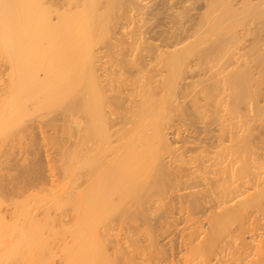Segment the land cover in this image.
<instances>
[{
	"label": "bare ground",
	"instance_id": "bare-ground-1",
	"mask_svg": "<svg viewBox=\"0 0 264 264\" xmlns=\"http://www.w3.org/2000/svg\"><path fill=\"white\" fill-rule=\"evenodd\" d=\"M58 253L264 264V0H0V264Z\"/></svg>",
	"mask_w": 264,
	"mask_h": 264
},
{
	"label": "rangeland",
	"instance_id": "rangeland-1",
	"mask_svg": "<svg viewBox=\"0 0 264 264\" xmlns=\"http://www.w3.org/2000/svg\"><path fill=\"white\" fill-rule=\"evenodd\" d=\"M186 135V134H185ZM190 136H192V137H194L195 135H190ZM192 137H189L188 139H187V141H193V139H192ZM179 138H181V136H179ZM200 138H203V136H200ZM187 146H189V145H187ZM56 166H59L58 164L56 165ZM56 172H59V171H55V173ZM11 173H14V172H11ZM54 173V174H55ZM60 173V172H59ZM59 173H56V174H58V176H59ZM15 174V173H14ZM46 175H49L48 173H46ZM57 175H55V180H56V177H58ZM58 178H60V177H58ZM54 179H52V180H54ZM61 179H62V177H61ZM60 179V187H61V184H62V187H63V182H62V180ZM49 180V179H48ZM51 180V179H50ZM66 180H68V179H66ZM66 180H65V182H66ZM62 182V183H61ZM68 182V181H67ZM65 186V185H64ZM192 192H197V189L195 190V191H192ZM187 193H190V191H187V192H184V191H182L181 193H179L180 195H182V194H187ZM23 199L24 198H20V200H19V202L21 201H23ZM16 201V200H15ZM17 201H18V199H17ZM4 202V201H3ZM35 204V203H34ZM33 205V204H32ZM7 206H9V203L7 202V203H3V205L1 206V209L2 210H4V208H5V210H7V211H9L10 209L9 208H7L6 209V207ZM33 206H35V205H33ZM10 207L12 208V206L10 205ZM36 208V207H35ZM37 209H39V208H37ZM43 209H44V207H43ZM67 209V208H66ZM41 211H43L42 209H40ZM38 211V212H41V211ZM68 211H69V208L67 209ZM67 210L66 211H63V212H66L67 213ZM37 211V210H36ZM35 212V211H34ZM59 213L61 214V212H57V215H59ZM70 213H71V211H70ZM70 213L69 214H67V215H64V213H63V217L64 216H72V215H70ZM204 215H207V213L206 214H204ZM68 216V217H69ZM199 217H201V218H203V215L201 216L200 214L198 215ZM40 217V216H39ZM197 217V216H196ZM205 217V216H204ZM67 217H64V221H66L67 219H66ZM185 218H186V215H184L183 213H179V214H176L175 216H174V218L173 219H176V228L174 229H172V234H170L168 237V239H165L164 240V242H162V243H168L169 241H171V240H174L175 241V243H176V247H177V249L175 250V252H178V254L176 253H174V256H176L175 258H174V262H176V261H178L177 259L179 258V263L185 258V250L183 251L182 249H185L186 247L185 246H181L180 245V243H181V239H180V237H181V235H183L184 236V234H188L190 231H189V229H190V225H191V223H187L186 221H185ZM206 219L205 218H203V219H200L199 220V223L202 225V226H204V227H202V228H204V229H207V221H205ZM201 221V222H200ZM198 226H200L199 224H197ZM197 225H195V226H192V228L193 227H198ZM186 227H189V229H187L188 231H182V230H184ZM191 228V229H192ZM195 229V228H194ZM204 229H202V230H204ZM180 231V232H179ZM117 232H119L118 230H117ZM114 233V232H113ZM112 233V234H113ZM121 233H123V232H120L119 234H121ZM115 235L117 234V233H114ZM65 235V234H64ZM66 236V238H68V235H65ZM247 236V235H246ZM63 238V236L61 237V239ZM65 238V237H64ZM63 238V239H64ZM69 240V239H68ZM60 241V240H59ZM53 242V243H52ZM57 242H58V240H57ZM57 242H54V241H51V245H50V247L49 248H51L50 250H52L51 251V253L53 254V253H56V250L58 251V249H59V246H60V244L62 245V242L63 241H61V243H57ZM161 243V244H162ZM56 248H58V249H56ZM183 252H182V251ZM59 252H60V250H59ZM180 252H182V253H180ZM179 253H180V255H179ZM59 256V253L56 255V257H52V259H53V261H51V262H49L48 264H59L60 262L58 261L59 259H60V256ZM181 257V258H180ZM181 260V261H180ZM42 263V262H41ZM40 263V264H41ZM42 264H47L46 262L44 263H42ZM169 264V263H168ZM171 264V263H170ZM214 264V263H213Z\"/></svg>",
	"mask_w": 264,
	"mask_h": 264
}]
</instances>
